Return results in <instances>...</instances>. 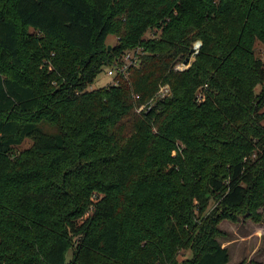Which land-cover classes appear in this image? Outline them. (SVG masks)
I'll use <instances>...</instances> for the list:
<instances>
[{"label":"trees","instance_id":"16d2710c","mask_svg":"<svg viewBox=\"0 0 264 264\" xmlns=\"http://www.w3.org/2000/svg\"><path fill=\"white\" fill-rule=\"evenodd\" d=\"M256 42L264 0H0V264H229L218 222L264 207Z\"/></svg>","mask_w":264,"mask_h":264},{"label":"rangeland","instance_id":"374dc122","mask_svg":"<svg viewBox=\"0 0 264 264\" xmlns=\"http://www.w3.org/2000/svg\"><path fill=\"white\" fill-rule=\"evenodd\" d=\"M31 34H36L32 32ZM39 36V35H37ZM152 34L147 33L145 38L151 37ZM117 45L116 38L110 35L106 42L105 47H107V52L109 54L114 52V48ZM108 46L111 50L108 51ZM255 56L260 58L264 63V48L263 45L256 42L254 45ZM126 53V52H125ZM48 70H52L50 64H46ZM107 69L104 68L102 72L95 79L93 84L89 86L88 90H96L99 88L107 87L113 81L112 78L107 76ZM55 86V83H52ZM31 146L29 141H24L22 145L17 148V151H23ZM175 151H172L171 155H174ZM216 204L214 202H209L207 207V212L211 213ZM206 216V215H205ZM258 222L252 221L248 213H239L234 217L221 219L218 222L217 228L219 229V235L217 237L220 245L226 248L229 256V264H264V207L258 211ZM183 257L178 258V262H181L185 258L190 257V253L187 251L181 253ZM71 258V252L67 254V260Z\"/></svg>","mask_w":264,"mask_h":264},{"label":"built area","instance_id":"2783aa9c","mask_svg":"<svg viewBox=\"0 0 264 264\" xmlns=\"http://www.w3.org/2000/svg\"><path fill=\"white\" fill-rule=\"evenodd\" d=\"M142 54L143 52L141 51V49L127 51L123 55L119 64H116L115 67L113 66V67L108 68L107 69L108 71L106 74L108 77L113 79L112 84H115V85L118 84V80L115 79L117 78V76L119 75L124 76L127 73V70L129 68L138 66L140 64V61H141L140 59H141ZM186 68L187 66L184 65V63H180L175 67V69L178 71H183ZM167 93H168L167 87L161 88L159 90L160 97L166 96ZM135 99H138V96H136ZM150 108H151L150 105L138 107L136 109V113L140 114L142 112H147L150 110Z\"/></svg>","mask_w":264,"mask_h":264},{"label":"water","instance_id":"95a60500","mask_svg":"<svg viewBox=\"0 0 264 264\" xmlns=\"http://www.w3.org/2000/svg\"><path fill=\"white\" fill-rule=\"evenodd\" d=\"M200 46H201V44H200L199 42H197L196 44H194V46H193V48L191 49L190 53H191L192 55L196 54V53L198 52V49L200 48ZM110 50H111V47L108 46V51H110ZM189 62H190V60H189V59H186V60L184 61V65L187 66V65L189 64Z\"/></svg>","mask_w":264,"mask_h":264},{"label":"crops","instance_id":"0c3cea01","mask_svg":"<svg viewBox=\"0 0 264 264\" xmlns=\"http://www.w3.org/2000/svg\"><path fill=\"white\" fill-rule=\"evenodd\" d=\"M229 262H230V256H229Z\"/></svg>","mask_w":264,"mask_h":264}]
</instances>
